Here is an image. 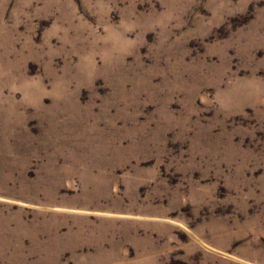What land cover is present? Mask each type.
<instances>
[{"label": "rangeland", "instance_id": "374dc122", "mask_svg": "<svg viewBox=\"0 0 264 264\" xmlns=\"http://www.w3.org/2000/svg\"><path fill=\"white\" fill-rule=\"evenodd\" d=\"M0 264H264V0H0Z\"/></svg>", "mask_w": 264, "mask_h": 264}]
</instances>
